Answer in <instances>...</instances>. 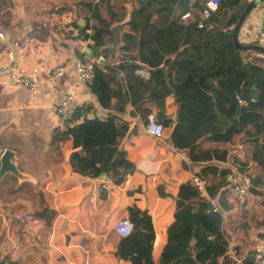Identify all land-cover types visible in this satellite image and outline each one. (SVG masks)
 Segmentation results:
<instances>
[{
	"label": "crops",
	"instance_id": "obj_1",
	"mask_svg": "<svg viewBox=\"0 0 264 264\" xmlns=\"http://www.w3.org/2000/svg\"><path fill=\"white\" fill-rule=\"evenodd\" d=\"M9 1L13 2V7L8 9V19L20 0ZM48 1L53 5H50L46 14L47 21L39 20V25L35 21L36 28L30 29L32 35L29 39H21L14 34V39L17 38L15 41L9 42L11 40L6 36V41L0 42V68L6 65L8 52L13 51L20 59L21 72L24 74L60 66L65 70L60 79L51 77L50 73H42L41 87L35 93L21 88L0 87V263L127 264L116 258L115 253L122 238L113 232L112 227L119 219L128 218L130 208L145 211L151 217L155 233L152 257L156 262L166 246L168 228L174 223L175 198L180 185L198 175L207 185H212L223 179V175L219 176L222 170L227 171L238 165L242 169L244 167L243 170L248 168L249 165L244 164L245 145L238 143L245 136H235L229 144L202 140L198 144L201 150L225 151L226 160L192 163L186 152L177 151L171 146L169 133L166 137L154 138L145 132L144 101L137 110L130 106L128 112L117 115L118 120L129 123V128L113 158L123 151L133 171L125 172L112 159L98 176L74 173L69 160L73 152L72 139L70 136L64 140L53 139L54 136L59 138L60 129L57 128V117L49 113L51 107L70 92L83 108L87 105L93 108L87 113V118H105L111 112L98 106L89 88L78 82L75 72L77 60H96L101 54L96 56L85 45L72 41H66V47H61L59 33H63L64 27L72 21L84 24L78 18V2L94 3L98 0H70L71 3L64 0ZM134 2L128 0L123 4L126 9L125 22L129 20ZM203 2L180 0V7L188 15L186 19H182L185 14L181 17L186 25L194 20L199 23L196 15ZM119 3V0L111 3L114 11H118ZM4 18L1 12V25L8 21ZM21 22H26V19L21 17ZM263 22L264 2L251 11L239 30L240 43L247 44V35ZM236 23L234 21L231 27ZM7 27L11 28L9 31L14 29L12 26ZM21 30L26 32L27 28L22 27ZM202 32L200 30L198 34L202 36ZM48 36L49 42L46 41ZM169 37L164 34L165 39ZM52 39L53 43L50 42ZM35 40L43 44L34 46ZM199 45H204V40L201 39ZM53 51L60 58L58 64L44 67L36 65L43 64L45 56ZM173 56L174 53L170 58ZM110 60L108 58L107 63ZM166 69V65L161 68L152 89L158 84L166 89L171 87L168 79H163ZM249 94L255 96L254 92ZM260 100L264 102V95H260ZM160 110L163 115L176 118L180 106L173 91L163 100ZM246 144L248 148L251 147L250 142ZM3 153L6 154L4 159ZM210 169L212 172H209ZM209 175L214 179L207 183L208 178L211 179ZM221 195H224L222 189L214 199H219ZM249 197L251 204L247 210L226 200V209L222 205V230L228 245L237 248L241 255L251 253L264 238V210L257 209L254 203L257 200L250 194ZM202 198L209 199L207 194L202 195ZM43 210H47L46 219L36 216ZM259 211L263 213L261 218L256 217L257 213L261 215ZM19 213L33 215L38 223L33 225L16 220ZM255 232H260L263 237H255ZM15 249V258H11Z\"/></svg>",
	"mask_w": 264,
	"mask_h": 264
},
{
	"label": "trees",
	"instance_id": "obj_2",
	"mask_svg": "<svg viewBox=\"0 0 264 264\" xmlns=\"http://www.w3.org/2000/svg\"><path fill=\"white\" fill-rule=\"evenodd\" d=\"M113 1L78 2V18L85 25L80 26L75 20L59 33L61 47H66V41H72L85 45L96 56L101 54L111 59L107 64L95 66L94 79L89 86L98 106L111 113L105 118H87V113L93 109L87 105L76 112L70 123L64 124L59 138L53 137L54 140L71 137L72 171L95 177L113 159L125 172L131 173L133 166L123 151L113 158L129 128V123L118 120L117 115L128 112L130 106L137 110L144 101L143 118L152 114L163 126L161 136L169 133L171 146L186 152L190 162L225 161V151L201 150L198 144L202 140L229 144L235 136L244 135L251 144L244 164L264 171V102L260 100V95H264V67L260 61L249 59L251 52L235 48L234 26L231 27L251 0H222L215 13L222 26L204 21L203 29H198V20L189 25L182 21L186 12L180 7V0H135L126 22L123 4L128 0H119L118 11L113 10ZM12 7V1L0 0V13L5 18L8 19V9ZM7 23L6 20L3 25L9 26ZM200 30L202 36L198 34ZM164 34L170 37L165 39ZM201 39L204 40L202 46L199 45ZM164 65L167 69L163 79H168L171 87L166 89L158 84L152 89ZM141 67L148 70V81L134 75ZM255 78L258 102L240 108L233 94L240 91L250 97V81ZM171 91L180 106L175 119L160 110ZM225 173L226 170H222L219 176ZM251 180L253 185L262 182L260 177ZM224 185L223 179L207 185L209 199L213 200ZM251 192L256 194L255 189ZM217 202L226 209L223 195ZM46 213L47 210H43L36 216L46 219ZM128 219L133 229L118 245L115 255L119 261L127 264H231L226 256L228 241L222 230L223 218L213 212L209 200L201 197L192 179L179 187L174 223L168 228L166 246L156 262L152 257L155 233L151 217L145 211L130 208ZM249 254L243 264H252Z\"/></svg>",
	"mask_w": 264,
	"mask_h": 264
},
{
	"label": "built area",
	"instance_id": "obj_3",
	"mask_svg": "<svg viewBox=\"0 0 264 264\" xmlns=\"http://www.w3.org/2000/svg\"><path fill=\"white\" fill-rule=\"evenodd\" d=\"M222 0H204L201 7L198 9L199 14L196 15L199 19L198 29H203L202 22H208L211 24H217L222 26L217 20L215 15L219 3ZM188 17L185 14L182 19ZM5 35L0 31V41L5 39ZM247 41L253 44H264V22L260 27L255 29L253 32L247 35ZM107 64V59L104 56H99L96 60H77L75 62V72L77 75L78 82L82 84L85 88H89L94 79V68L97 65ZM44 72L51 74V77L60 79L64 76L65 70L63 67H55L47 71L33 70L29 74H24L21 72L20 59L14 54L13 51H9L7 54V63L5 66L0 68V87L9 88H21L28 92L35 93L41 87L40 75ZM134 75L138 76L144 81H148L150 74L148 70L144 67L138 68L134 71ZM50 78V77H49ZM262 79V76L259 75ZM250 90L255 93V96H245L242 92H235L233 94L237 105L240 108H247L251 104H256L258 102V80L255 78L250 81ZM83 108V105L78 102L77 98L70 92L61 98L55 105H53L49 113L57 117V128L62 129L65 123H70L74 118L76 112ZM144 129L145 132L154 137L161 138L163 126L158 123L152 114H148L144 117ZM192 181L196 187V190L201 195L206 196V186L205 180L201 176H193ZM224 187L222 188L224 195L223 198L228 203L233 205H238L243 210H247L251 204L249 197L250 182L247 174L240 171L238 166L232 167L226 171L223 175ZM209 200V199H208ZM218 200V199H217ZM217 200H209L213 212L218 213L220 216L224 215L222 206L219 205ZM16 220L31 223L36 225L37 219L30 214L19 213L16 215ZM133 225L128 218L119 219L113 224L112 230L119 238H126L132 232ZM9 237L12 236L11 233L8 234ZM257 244L251 253L252 264H264V238ZM17 249V247H16ZM16 249L11 253L10 257L15 258ZM248 254L241 255L238 249L234 246L228 245L226 256L231 260V264H243L245 258Z\"/></svg>",
	"mask_w": 264,
	"mask_h": 264
},
{
	"label": "rangeland",
	"instance_id": "obj_4",
	"mask_svg": "<svg viewBox=\"0 0 264 264\" xmlns=\"http://www.w3.org/2000/svg\"><path fill=\"white\" fill-rule=\"evenodd\" d=\"M64 1H67V3L68 2L71 3L70 0H64ZM16 2L17 1H15L14 4ZM50 5H53V3L49 2L48 0H20L19 2L16 3L15 9L12 11L10 18L8 19L9 26H12L14 29L9 31V29H11V28L0 24V31L1 30L3 31L5 37L8 36L9 40H11L9 42L15 41L17 39V38L14 39L15 38L14 34H17L18 38H21V39L22 38H28L29 39L30 35H32V33L30 34V32H31L30 29H35L36 25H39V20H41V22L47 21L46 14L51 7ZM103 13L105 14V11H103ZM21 17L25 18L26 22H21ZM35 21H36V25L34 24ZM22 27L27 28L26 32H23L21 30ZM6 39H7V37H6ZM6 39H4L3 42H5ZM35 41H36V43L34 44V46H40L43 44L42 41H37V40H35ZM46 41L49 42V36L46 38ZM0 42H2V41H0ZM50 42L53 43L54 39L50 40ZM243 44H245V43H243ZM263 46H264V44H263ZM45 57L46 58L43 61V64L36 63V65L43 66V67L44 66H50V65H56V64H58V62L60 60L59 56L56 55L55 51H53L49 55H46ZM61 59H63V57H61ZM249 59L253 60L255 62L260 61L264 67V56L261 55L260 53H258V52L252 53L251 52L249 55ZM82 100H84L83 97H82ZM238 143L245 145L246 151L248 149H250V147L248 148V145L246 144V143H249V141L245 137H243L242 139L240 138L238 140ZM238 166H239L240 171H244V173L247 174V177H248L249 182H250L249 194L252 196V198H255V200H257V201L254 200L255 201L254 203L256 204L257 209L264 210V207H263V205H264L263 204V201H264V171L261 170L258 166H254V165L249 166L245 170H243L244 167L242 169L241 165H238ZM209 172H212V171L210 170ZM209 176L211 177V179L208 178L209 180H207V183H210V181H213V179H214L212 177V175H209ZM254 177L262 178V182L258 183L257 185H253L251 179ZM251 189H255L256 194H253L251 192ZM259 213H261V215L258 216V213H257L256 217L261 218L263 216V213L261 211H259ZM224 221H225V219H224ZM254 236L255 237L256 236L257 237H263V234H261L260 232H257V233L255 232Z\"/></svg>",
	"mask_w": 264,
	"mask_h": 264
},
{
	"label": "water",
	"instance_id": "obj_5",
	"mask_svg": "<svg viewBox=\"0 0 264 264\" xmlns=\"http://www.w3.org/2000/svg\"><path fill=\"white\" fill-rule=\"evenodd\" d=\"M264 2V0H252L250 2H248L245 5L244 10L242 11V13L240 14V16L238 17L237 23L236 25L233 27V31H232V40L234 43V46L237 50H239L240 52H258L261 55L264 56V46L260 45V44H242L239 42L238 40V32L241 29L242 25L244 24L245 20L247 19V17L250 15L251 11L259 4ZM80 26H84L83 23H78ZM4 154V153H3ZM6 157V154H4L2 156V158L4 159ZM4 261H2L0 264H2Z\"/></svg>",
	"mask_w": 264,
	"mask_h": 264
}]
</instances>
